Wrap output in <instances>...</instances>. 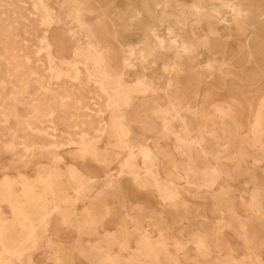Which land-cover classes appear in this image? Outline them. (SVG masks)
<instances>
[{"label":"rangeland","instance_id":"1","mask_svg":"<svg viewBox=\"0 0 264 264\" xmlns=\"http://www.w3.org/2000/svg\"><path fill=\"white\" fill-rule=\"evenodd\" d=\"M0 264H264V0H0Z\"/></svg>","mask_w":264,"mask_h":264},{"label":"bare ground","instance_id":"2","mask_svg":"<svg viewBox=\"0 0 264 264\" xmlns=\"http://www.w3.org/2000/svg\"><path fill=\"white\" fill-rule=\"evenodd\" d=\"M50 88V87H49ZM44 110V109H43ZM55 111V110H54ZM61 117H63V116H61ZM43 123V122H42Z\"/></svg>","mask_w":264,"mask_h":264}]
</instances>
